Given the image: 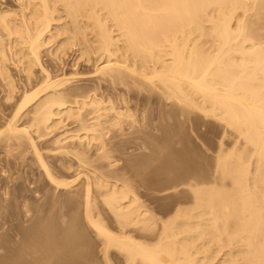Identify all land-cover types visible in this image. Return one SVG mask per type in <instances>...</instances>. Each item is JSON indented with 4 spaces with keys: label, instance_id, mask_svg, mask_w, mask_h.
Instances as JSON below:
<instances>
[{
    "label": "bare ground",
    "instance_id": "1",
    "mask_svg": "<svg viewBox=\"0 0 264 264\" xmlns=\"http://www.w3.org/2000/svg\"><path fill=\"white\" fill-rule=\"evenodd\" d=\"M17 2L21 9L19 18L15 10H0V76L6 87L5 100L17 98L12 105L14 113L6 125L0 127V135L8 136L5 137L8 140L29 143L35 155H38L37 161L45 170L47 182L53 188L70 190L72 184L78 182L79 176L72 180L68 178L70 181L56 177L49 169V162L47 164L39 153L32 133L52 136L68 121L77 126L75 131L70 126V130H65V126V131L54 134L50 142L61 148H64V143L70 147L81 146V151L74 150L79 159L87 154L91 145L95 147L96 144L99 152H94L97 158L105 161L109 158V151H105L107 146L104 136L110 128L105 126L106 123L114 128H125L124 117H133L137 127L133 126L137 130L139 127L141 130H158L159 123L156 125V120L153 122V114L152 122H144L146 113L143 115V111L138 110L145 107V95L142 97L144 102L139 97L143 106L139 105L137 109L142 114L134 113L139 115V120L132 114L135 109L131 111L136 105L131 104L133 107H130L129 104L134 98L136 101L134 96L139 92L131 100L129 95L122 93L121 88L120 93L113 92V96L110 93L112 86L128 87L124 91H130L129 88L154 91V97L159 98L152 102L160 99L172 103L173 108L185 114L188 123L191 113L199 110L204 116L223 123L226 127L223 137L229 130L235 135V142L228 150L224 148L226 144L220 141L222 145L218 149L211 180L195 182L188 178L185 184L180 183L188 188L190 195L193 192L190 196L192 200L188 198L190 203L188 199L185 200L189 203L185 206L183 202H180L183 206L176 205L178 207H175L172 216L169 215L170 219L162 218V224L158 216L159 225L155 223L153 209H145L147 205L140 203L141 198L127 183H118L117 178L113 180L115 178H109L106 173H103L106 176L102 175L103 169L99 170L101 174L97 168L91 174H86L84 182L77 185L78 189L73 193L82 196L83 209L79 213L83 212L89 227L95 230L99 240L100 237L103 240L105 246L102 247V257L105 256V264L113 263L110 257L115 258V254L112 251L120 254L124 264H264V39L260 40L258 35V40L255 35L257 31L254 30L257 26H254L257 24L255 22L259 21L257 18L263 12L264 0ZM63 14L67 21L62 19ZM260 30L264 33L263 28ZM6 48L15 56V65L24 77L22 89L16 85L5 64ZM68 49L75 51L71 69L79 66L83 70L91 66L93 69L90 67V70L93 71L89 72L87 68L89 73L80 72L78 67V72L67 73L65 56L68 55ZM45 56L50 58L49 62V59L44 60ZM82 81H89V84L92 82V85L83 83L86 86L83 89L82 85L79 86ZM18 92L19 97H14ZM154 97L152 95V99ZM153 109L152 112L157 113V106L154 105ZM23 115L28 117L27 122L18 124ZM120 128V132L127 131ZM139 137L138 140L134 139L141 143L144 136L140 137L141 140ZM169 139L172 140L171 137ZM175 139V142L181 143V140L178 141L180 137ZM63 153L67 154L66 151ZM106 164L102 165L105 169ZM94 185L107 209L103 207L104 214L109 211L119 226L118 231L114 229L117 232L110 230L105 221L101 220L103 212L102 216L97 212V201L100 199L93 196ZM156 224L160 228L156 226V229ZM137 231L148 232L150 236L143 239L142 234L141 237L136 234ZM43 246V252L44 247L48 250L47 256L40 257L37 263L50 264L57 256L53 255L61 250V244L54 254L49 253L51 246ZM221 253L222 257L219 255ZM215 259L219 261L215 263ZM114 263L118 264L117 261Z\"/></svg>",
    "mask_w": 264,
    "mask_h": 264
},
{
    "label": "rangeland",
    "instance_id": "2",
    "mask_svg": "<svg viewBox=\"0 0 264 264\" xmlns=\"http://www.w3.org/2000/svg\"><path fill=\"white\" fill-rule=\"evenodd\" d=\"M18 5L19 3L17 2V0L16 1L15 0H0V10H5V9H12L13 11L15 10L16 12L15 11L14 12L16 13V16L19 18L21 14V9H19L20 6ZM262 10L263 12L260 13L261 16L257 18L259 21H256L255 23L257 24H254V26L257 25L254 27V30L258 32V33L255 32V35L257 36L258 40H259V36H260V40L264 39L263 37L264 33H262V30H260L263 28V32H264V15H263L264 14V3H263ZM63 16L64 18L62 17V19H65L66 16L64 14ZM66 19L65 21L68 20ZM65 21L62 20V22H65ZM256 27L258 30L256 29ZM4 37H6V35H4ZM74 53L75 51H73V49H70V50L68 49V55H66L67 57L65 56V58L67 59V60L65 59L66 72L67 73L69 72L70 74L74 73V71L78 72V70H80V72L81 71L86 72L87 68H89L88 69L89 72L90 71L92 72L93 70H90V69L91 68L93 69V67L91 66L85 67V69L83 70L82 68L80 69L79 66H76L75 68L76 70L73 68L71 69L72 66L70 65L72 64L71 61H73L72 59L75 56ZM6 54H7V58H6L5 64L7 65L10 71V74L15 79L16 85H18V87L22 89L21 82L24 80V77L22 73L18 70V67L15 65L16 58L15 56L12 55V53L10 52L8 48H6ZM44 60H48L49 62L50 58L45 56ZM80 83L81 82H79V86L80 87L83 86V89L85 86L84 84L86 83H88L86 84L88 86L92 85V82L91 84H89L90 83L89 81L87 82L82 81V83L81 84ZM118 86L119 85L115 86L116 89L113 86L110 87V93H112L113 96H115L114 94H118L117 91L120 93V88H121L122 93L127 92L126 94L124 93V95L125 96L129 95L128 98L133 97L134 95H136L135 93L139 92L136 96H134L137 98L136 101L134 100L135 98L133 97L134 99L131 98V100L133 99L134 103H132L133 100L130 101L131 103H129L130 107L132 105L134 106L136 105V108L133 106H132L133 108H131V111L132 109H135V112L133 110L132 114L140 113L139 115H141L143 113L144 115L146 113L144 116L145 117L144 122H149V123L152 122V117L154 116L155 118H153V122L156 120L155 124L158 125L159 123V125L157 128L158 129L157 131L151 130L150 128L146 130H141L139 126L137 130L134 127L136 125L134 123H137V122H135L133 117H128V118L124 117L123 122H124V125H126L125 128L124 127L120 128L118 126L117 128H114V127H111V125L108 126V123L104 121V123L107 124V125L105 124V126L107 128L110 127L108 128V133L104 136L105 137L104 143L106 144L105 146H107L106 148L108 150H106L105 146L104 148L106 152L109 151L108 159L112 163L108 161V159L106 160L109 163L106 160L104 161L102 159L97 158L96 153L99 151L96 150V148L98 147L95 144L96 142L93 143L95 144V147L94 145H91L93 146V147L91 146L89 147L91 150H89L88 148L87 154L81 157V159L78 158L79 156H77L75 152V151H81V146H78L77 147L78 149H77L76 146L70 147L71 145H68V143H64L63 144L64 148H61L60 146L58 147H60V149L63 152L66 151L67 154L60 152L61 150L56 145H54V143L52 144L50 142L51 140L49 139H52V136H54V134H58V132L60 133L67 129L68 130L72 129L73 131H75L77 126L75 124H71L68 121L65 123L64 126H61L60 128H58L52 136L49 134V136L51 137H49L48 135H41V134L39 135V133H38L39 135L38 136L37 134L34 135L35 133H32L33 138H35L36 145L39 148L38 149L39 153L42 155V157H44L43 159L47 164L49 162L51 167L50 166L48 167H50L49 169L50 171H52L53 174L54 173L56 174V177H59V179L65 178L64 180L67 179L68 181H70L79 176L78 182L75 181L72 184L73 188L71 187L70 190H57L53 188L54 186L52 185L50 186V184L47 182V179H46L47 177L45 175L46 173H45L43 166L39 164L40 161L39 162L37 161V159H39L37 158L38 155L37 154H36L37 156L35 155L34 150L33 148L31 149V146L29 143H27L26 141L24 142H26L27 144L24 142L17 141L18 142L17 144L16 140L15 141L14 139L8 140L7 139L8 136L4 135V137H1L2 135H0V207L2 206V208H0V214L6 215V217L2 215L0 216V227L2 226L4 227V228H0V264H38L37 260L40 259V257L44 255L45 257L47 256L48 252L46 251L48 250H46V247L44 246H47L49 243H50L49 246H51L49 253H52V254L56 253L57 250H59V245L61 244L60 246L61 250H59L61 252L59 253L58 251L56 254L53 255V256L57 255L56 257H54L56 262L55 260H53L50 264H53L54 262L56 264H59V263L61 264V262L62 264H88V263L89 264H96V263L105 264V259H104L105 256H103L104 258L102 257V255H104L103 254L104 249L102 247L105 246L103 245L104 244L103 240H101L102 239L101 237L99 240L98 239L99 237H97L98 234L95 232V230L89 227V224L86 222L83 216V212L81 213L82 215L79 213L83 209V205L81 206L83 202L82 196L76 193H73L75 189L77 190L78 186L82 184L81 182H84L83 180H85L86 174H91L93 169L97 168L96 170L98 172L99 170L101 171V169H103L101 172L102 175L104 176L108 175L110 176L109 178L111 177L115 178L113 180H116L117 178L118 183H122V184L127 183L128 186H131L130 188H132V190L134 189L136 192L134 190L133 191L137 194V196L141 198V202H140V199H139V202L141 204L147 205L145 209H149L150 211H151V208L153 209L152 212L155 214H153L152 212L151 213L153 215H156L155 216L156 220H155V217H154V220H155V223L157 224L159 221H161V224H162L163 217L166 219L167 218L170 219L169 215L172 216V214L174 213L175 207L176 208L178 207L176 205L185 206L191 202L192 200L191 197H192L193 192L189 189L192 192L190 195L189 194L190 192L187 190L188 188L185 185H184L185 187L182 186L183 184H185L184 182H186L188 178L192 179V181H195V182L196 180L199 182L201 181L203 182L206 179L207 180L205 182H208L209 180L212 179L211 176L214 174L213 173L215 169L214 163L217 162L216 156L218 154V149H220L222 145L220 144V141L222 140V142L226 144L224 145L225 150L230 149L235 142V135L233 134L234 135L233 136L230 133L229 129H228L229 132L227 131L228 132L227 135L223 137L226 127L223 125V123H221V121L216 120L215 118H212L210 116L208 117L207 115L204 116L205 114H203V112L201 113V111L194 109L195 111L191 113L190 115L191 120L188 123L187 122L188 120H186L185 118V114L181 113L178 109L176 110V108H173L172 103H168L163 100L160 101V99H157L159 101L155 102L156 101L155 99L159 97L158 96L154 97L155 95L154 91L149 92V90H146L145 91L146 93H145L144 91H141V90L138 91V89L135 90L134 88L132 89L129 88L130 91L132 90L131 91L132 93H131L129 90L124 91L125 89H128V87L126 88V86H123V85H121V87H118ZM133 89H134V92H133ZM140 91L143 92V94ZM20 92L15 93L14 97L18 95ZM113 92H116V93L113 94ZM148 92L150 95L148 94ZM128 93L132 94V96H130V94ZM151 93L154 99H152ZM143 95H145L144 97H147V100L146 98L145 100L143 99L144 98ZM5 96H6V87H5L3 79L0 76V127L1 128H3L6 125L7 120H9L12 117L14 113L13 111L14 109L12 105L17 100V98L15 97L11 100L6 101ZM17 97H19V95ZM139 97L140 98L143 97L142 101L144 100L147 102L149 100L148 101L149 103L145 102V105H144L145 109L139 108L140 107L139 105H142L144 102V101L141 102L139 100ZM151 100L152 101L155 100V101L152 102ZM157 103L158 104L160 103V105H158ZM165 103L167 105H165ZM146 104H149V105H146ZM170 104L172 106H170ZM154 105L155 107L157 106V109H156L157 113L152 112L154 110L153 109ZM171 107L174 110H172ZM137 109L142 110L143 112L141 111L142 112L141 113ZM158 112H160L161 116L160 114L158 115ZM136 115H135V118L137 119L139 118L140 120L139 115L138 114ZM23 116L24 117H21L20 121H18V124L23 125L27 122L28 117L25 115ZM132 119L133 121H131L130 123V120ZM124 120H127V122H125ZM130 124L131 126L134 125L133 126L134 129L131 128ZM65 126H66V129H65ZM69 126L72 128H70ZM61 128L63 129L61 130ZM119 128L120 130L121 129L127 130L126 131L127 133L123 130L122 131L125 132V134L122 131L120 132ZM133 130H135V132ZM138 131L139 133H137ZM40 133H43V131H41ZM44 133L46 132L44 131ZM120 133H122V135ZM138 135H140V137L144 136V138L146 136L145 138L146 140H147V137L149 139L151 137L152 138L149 141H146L143 138L141 143H143L144 145H141L140 141H136L138 140V137H139ZM41 136H45L46 138L45 137L43 138ZM47 136L49 138H47ZM124 136H125V139H124ZM169 137H171L172 140L174 139L173 142L177 140L175 139L176 137L178 138L180 137L178 141L181 140V143L177 141L173 143L172 140L170 139L167 140V138ZM46 139L49 141H47ZM143 140L146 142H144ZM66 148H68L69 150ZM70 149L72 150L70 151ZM72 151L75 154H73ZM90 153L93 155H91ZM94 154H96L95 155L96 158L94 157ZM85 158H87L88 160L86 159L85 161ZM59 160L62 161L61 162L62 164L60 163ZM100 160L102 164L100 163ZM83 161H85V163ZM74 163L76 165H74ZM104 164H106L109 167L105 166L106 167L105 169L104 167H102V165ZM66 166L69 168H67ZM76 166L79 168H77ZM84 166H88L89 168L84 167ZM57 167H59L58 168L59 170L57 169ZM80 167L83 172L81 171ZM70 168H73V169L71 170ZM69 169L72 172L69 171ZM74 169H77V170H74ZM76 171H78V173ZM73 173L74 174L76 173V175L77 174L78 175L77 176L73 175ZM81 173L84 175H82ZM103 173H106V175ZM69 174H72V176ZM80 176L83 179H81ZM68 178H70V180ZM118 178H120V180ZM45 181H46V184H45ZM119 181H122V182H119ZM180 183H183V184L180 185ZM95 186L96 185H94L93 187V191L96 193L93 192V196L101 200L100 202V200L97 201L98 199H95L97 202H99L98 204L99 207H98L97 212L100 213L101 215V211L105 212V210L107 211V209L105 205L103 206L102 198H100L101 197L100 194H97L99 193V191L97 187ZM94 188H96V190ZM96 195L99 197H97ZM188 198L191 200L189 201ZM1 199H3L4 201ZM187 199L189 203L185 201ZM79 200L81 202H79ZM19 201L21 202L19 203ZM180 202L181 203L183 202L182 203L183 205ZM100 204L102 205V208L100 207L101 206ZM146 205H144V207ZM3 207L4 208L7 207L8 210L7 208L4 209ZM103 207L105 210L103 209ZM4 210H6L7 212ZM104 212H103L104 217H102L101 220L105 221L104 223L109 226L108 228L110 230L117 232L119 230L118 228L119 226L116 222H114L116 220L114 218H111L113 216L111 215L109 211L107 212L108 214H104ZM77 214H79L80 216L79 215L77 216ZM107 216H110V218ZM158 216L161 217L159 221H157ZM153 221L152 223H154ZM157 224L155 225V227L158 226L160 222L158 225ZM153 226L154 225L152 224V227ZM158 228L160 227L158 226ZM12 229L14 230L12 231ZM114 229H116L117 231ZM14 232L21 234V235L15 234ZM139 232L137 231L136 234L138 233V235H140L139 237L143 235L142 236L143 239H145L147 235L150 236L149 235L150 233L148 232H145V231L140 232V233ZM16 235L18 237H16ZM13 236L15 240L13 239ZM41 245L42 246L44 245L43 246L45 248L44 252H43V249L41 248ZM55 245L58 247H56ZM32 246L33 248H31ZM53 246L56 249H54ZM34 248H36L37 251H35ZM39 249L42 250L43 254L41 250ZM112 253H114L115 255L116 254L118 255V256L114 255L113 257L115 258H112V256L110 257L111 260H113L112 264H115L114 262L116 261L118 262V264L119 263L122 264L123 261L121 260V257H119L120 254L117 251H114V252L112 251ZM219 255L221 256L222 253ZM220 256H218L219 260L221 259L223 255L221 257ZM119 259L120 261H118ZM215 260H214L215 263L219 261V260H216V261Z\"/></svg>",
    "mask_w": 264,
    "mask_h": 264
}]
</instances>
